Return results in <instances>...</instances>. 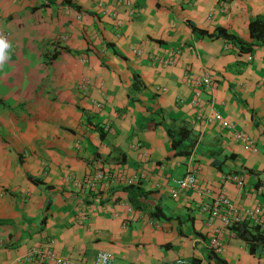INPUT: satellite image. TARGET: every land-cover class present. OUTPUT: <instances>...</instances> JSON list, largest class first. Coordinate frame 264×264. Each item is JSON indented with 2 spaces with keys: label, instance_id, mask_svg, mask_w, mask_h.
<instances>
[{
  "label": "crops",
  "instance_id": "0c3cea01",
  "mask_svg": "<svg viewBox=\"0 0 264 264\" xmlns=\"http://www.w3.org/2000/svg\"><path fill=\"white\" fill-rule=\"evenodd\" d=\"M256 15L264 0H0L12 45L0 67V264H51L28 260L35 247L71 261L264 264V247L231 229L214 252L220 221L200 210L215 194L264 205V45L241 53L191 27L248 39ZM207 73L215 86L198 87ZM192 170L201 193L172 196ZM97 172L108 180L91 185Z\"/></svg>",
  "mask_w": 264,
  "mask_h": 264
},
{
  "label": "built area",
  "instance_id": "2783aa9c",
  "mask_svg": "<svg viewBox=\"0 0 264 264\" xmlns=\"http://www.w3.org/2000/svg\"><path fill=\"white\" fill-rule=\"evenodd\" d=\"M199 87L213 88L215 86L210 75L207 73L200 79L194 81ZM197 89L195 91V97L191 99L192 103H197L199 100ZM179 101H183L180 99ZM214 119L221 122V124L233 131V137L236 141L242 142L247 146L256 150L253 139L247 133L236 129L234 124L229 121L223 120L219 113L214 114ZM225 179L231 180L236 183L237 186H242L244 183V175L241 174H227ZM108 178L101 172H97L92 179L89 180L90 184L94 182L105 181ZM174 181V185L170 187V194L172 196H178L180 192L187 188L196 189L201 193L197 183V172L194 170L187 172L184 176L177 178ZM264 182V176L262 177ZM258 189L262 190V186H258ZM200 210L204 212L209 221L217 218L220 221V225L215 227L213 233L208 239V245L214 252H221L223 249V240L221 234L226 229L237 231L239 229H246L252 226H258V230L264 231V205H254L248 208L239 207L231 199L224 194H215L208 201H204L200 205ZM101 257L107 258V264H112L113 255L107 251H99L94 260L91 262L87 261H71L65 257L56 254L50 249H43L40 247L32 248L28 254V260L31 262L43 263L49 262L51 264H99ZM171 264H192L185 258H178Z\"/></svg>",
  "mask_w": 264,
  "mask_h": 264
},
{
  "label": "trees",
  "instance_id": "16d2710c",
  "mask_svg": "<svg viewBox=\"0 0 264 264\" xmlns=\"http://www.w3.org/2000/svg\"><path fill=\"white\" fill-rule=\"evenodd\" d=\"M192 30L197 31L201 35H208L209 37L223 38L230 42L231 44L237 46L239 52L247 53L251 52L254 48L264 45V17L262 15H256L248 23L249 29V38L244 39L240 36L228 32L224 27L218 26L215 31L208 32L204 29H198L195 26H191ZM55 57V54L52 55ZM133 88L139 87V81L135 79L132 84ZM128 192L129 199L131 203L135 205L136 208H145V204L139 200L138 196H141L143 193L140 188L135 186H129L125 189ZM151 216H161L164 213L160 208H154L150 211ZM258 226L250 227L251 231L244 232L241 229L237 232L241 237L245 238L249 242L251 250H254L256 246L261 245L264 247V231H260L257 228Z\"/></svg>",
  "mask_w": 264,
  "mask_h": 264
},
{
  "label": "clouds",
  "instance_id": "9594fccd",
  "mask_svg": "<svg viewBox=\"0 0 264 264\" xmlns=\"http://www.w3.org/2000/svg\"><path fill=\"white\" fill-rule=\"evenodd\" d=\"M12 45L4 35H0V67L4 66L11 59L10 51ZM99 264H107V258L101 257Z\"/></svg>",
  "mask_w": 264,
  "mask_h": 264
}]
</instances>
